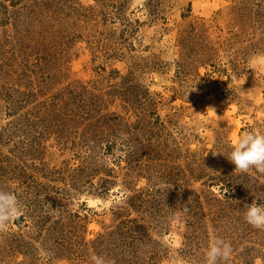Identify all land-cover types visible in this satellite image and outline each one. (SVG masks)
Masks as SVG:
<instances>
[{"label":"rangeland","instance_id":"1","mask_svg":"<svg viewBox=\"0 0 264 264\" xmlns=\"http://www.w3.org/2000/svg\"><path fill=\"white\" fill-rule=\"evenodd\" d=\"M246 132L264 0H0V191L21 209L0 264H207L217 237L221 264H264V174L227 160Z\"/></svg>","mask_w":264,"mask_h":264},{"label":"clouds","instance_id":"2","mask_svg":"<svg viewBox=\"0 0 264 264\" xmlns=\"http://www.w3.org/2000/svg\"><path fill=\"white\" fill-rule=\"evenodd\" d=\"M206 111L215 115L212 107L207 108ZM227 160L234 165L236 171L247 173L255 169L257 173L264 174V135L244 133L229 151ZM169 187L172 188V185ZM20 210L19 202L14 194L0 191V230L6 228L7 222L15 218ZM245 219L253 228L264 229V205L256 203L247 205ZM231 253L230 243L217 237L207 249L206 262L207 264L227 262ZM91 260L93 264H106L103 257L96 255H93Z\"/></svg>","mask_w":264,"mask_h":264}]
</instances>
